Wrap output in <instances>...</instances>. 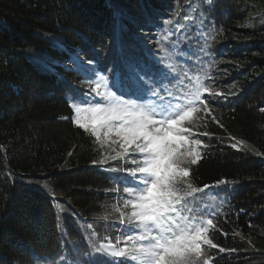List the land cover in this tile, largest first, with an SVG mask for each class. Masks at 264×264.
I'll return each mask as SVG.
<instances>
[{"label":"trees","instance_id":"trees-1","mask_svg":"<svg viewBox=\"0 0 264 264\" xmlns=\"http://www.w3.org/2000/svg\"><path fill=\"white\" fill-rule=\"evenodd\" d=\"M176 25L165 47L177 80L186 71L222 93L204 94L219 123L193 136L207 147L191 182L209 186L197 195L217 222L205 250L214 264H264V0H0V264H85L95 243L129 232L113 206L130 212L118 181L132 165L93 163L98 145L69 106L83 75L61 64L79 53L110 79L125 60L152 66Z\"/></svg>","mask_w":264,"mask_h":264},{"label":"snow or ice","instance_id":"snow-or-ice-1","mask_svg":"<svg viewBox=\"0 0 264 264\" xmlns=\"http://www.w3.org/2000/svg\"><path fill=\"white\" fill-rule=\"evenodd\" d=\"M205 2L211 4L213 0ZM184 19L190 21L192 17L186 15ZM165 24L172 25L173 21L167 19ZM182 28L184 25H176L175 31L162 30L157 45L163 55L152 66L125 60L121 69L110 70L111 79L95 68H85L78 56L72 59L89 88L85 97L95 94L101 98H71L69 104L73 109L72 123L94 137L98 145L101 158L93 163L123 160L132 165L123 169L127 176L118 181L126 194L123 208H130V212L113 206L129 232L117 238L115 244L107 237V243H95L85 264H100L98 257L113 258L104 264H121L123 258H130L133 264H214L204 245L218 247L211 239L216 225L197 195L209 186L191 182L190 166L203 158L200 149L207 147L199 138H193V128L207 127L209 117L219 123L204 94L222 93L186 71L177 80L174 53L165 43ZM160 64L164 67H157ZM243 143L237 141L232 147ZM121 240L131 243L117 247ZM219 251L226 249L219 247Z\"/></svg>","mask_w":264,"mask_h":264},{"label":"rangeland","instance_id":"rangeland-1","mask_svg":"<svg viewBox=\"0 0 264 264\" xmlns=\"http://www.w3.org/2000/svg\"><path fill=\"white\" fill-rule=\"evenodd\" d=\"M141 36V35H140ZM140 36H134V37H136L137 38V40H140L141 41V43H145V40H148L147 38H149L148 37V33H145L144 35H143V37H140ZM79 54H72L71 56L73 57H76V56H78ZM79 58H80V61L84 64V66H85V68H95L96 70H97V72L99 73V74H101V75H104L101 71H100V69H98V68H96V66L94 65V64H92V66H88L89 64L88 63H86L85 61H84V58H82V57H80V55L78 56ZM86 60V59H85ZM72 61V60H71ZM71 61H68L67 63H65V64H61V65H63L65 68H67V69H69V70H75V67H74V65H73V63L71 62ZM76 71V70H75ZM83 81H84V76H83ZM81 89H83V91L85 92V93H87V92H89V88L88 87H86L85 86V84L83 83V86L81 87ZM93 98H95V100H97V101H100L101 100V98L100 97H95V94H92V96L90 97V98H88V96L87 97H85V95L83 96V98L82 99H89V100H91V99H93ZM203 126H201V127H198V128H193V133H194V135L193 136H195V135H200V133H202L201 131V128H202ZM256 150H253V152L257 155L258 153H256L255 152ZM259 158H262L264 155L263 154H259V155H257ZM214 224L215 225H217V222L216 221H214ZM217 230H212V235H211V239L213 240V242L214 241H216V237H217ZM206 246L207 245H204V249H206ZM130 261H131V259H130ZM133 262V261H132Z\"/></svg>","mask_w":264,"mask_h":264},{"label":"bare ground","instance_id":"bare-ground-1","mask_svg":"<svg viewBox=\"0 0 264 264\" xmlns=\"http://www.w3.org/2000/svg\"><path fill=\"white\" fill-rule=\"evenodd\" d=\"M78 56H79V55H78ZM84 61H85V60H84ZM85 62L88 63L87 61H85ZM88 66L90 67V66H92V64H91V65H88ZM92 67H93V66H92ZM93 68H94V67H93Z\"/></svg>","mask_w":264,"mask_h":264}]
</instances>
